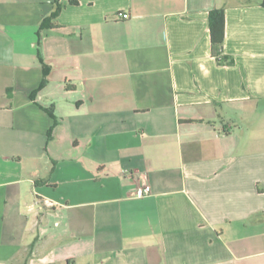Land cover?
Masks as SVG:
<instances>
[{
    "label": "crops",
    "instance_id": "0c3cea01",
    "mask_svg": "<svg viewBox=\"0 0 264 264\" xmlns=\"http://www.w3.org/2000/svg\"><path fill=\"white\" fill-rule=\"evenodd\" d=\"M261 1L0 0V264H264Z\"/></svg>",
    "mask_w": 264,
    "mask_h": 264
},
{
    "label": "trees",
    "instance_id": "16d2710c",
    "mask_svg": "<svg viewBox=\"0 0 264 264\" xmlns=\"http://www.w3.org/2000/svg\"><path fill=\"white\" fill-rule=\"evenodd\" d=\"M261 4L264 6V0L261 1ZM56 14L57 12H55L53 15L55 16ZM225 24H226V10L224 7L214 8L209 12V29L211 35L213 55L216 57L217 61L221 64H233L234 62L233 58L229 57L224 53ZM47 73H48V66L45 65L44 78L41 83V87L44 86L47 82L46 79ZM50 110L48 111L52 114V111ZM56 122L57 121L55 117V124ZM54 126L55 125H53V127L50 129L49 136Z\"/></svg>",
    "mask_w": 264,
    "mask_h": 264
},
{
    "label": "built area",
    "instance_id": "2783aa9c",
    "mask_svg": "<svg viewBox=\"0 0 264 264\" xmlns=\"http://www.w3.org/2000/svg\"><path fill=\"white\" fill-rule=\"evenodd\" d=\"M120 16L123 18L129 17L128 13H120ZM152 192L151 185L148 183L145 176L141 177V183L136 189V194L139 197H144L146 195H149Z\"/></svg>",
    "mask_w": 264,
    "mask_h": 264
}]
</instances>
